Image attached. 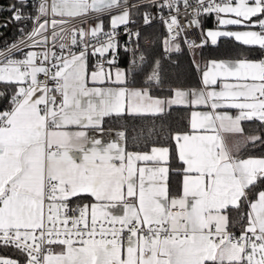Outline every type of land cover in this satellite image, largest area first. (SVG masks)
Here are the masks:
<instances>
[{
    "label": "snow or ice",
    "instance_id": "1",
    "mask_svg": "<svg viewBox=\"0 0 264 264\" xmlns=\"http://www.w3.org/2000/svg\"><path fill=\"white\" fill-rule=\"evenodd\" d=\"M145 6L166 29L165 55L220 37L264 51V0H16L11 21L32 27L0 50V84L13 90L10 107L0 110V247L24 259L0 257V264H264V157L241 158L240 145L226 141L227 134L264 145V60L211 61L203 89L156 97L161 62L149 66L141 54L132 65L147 69L145 87L129 88L128 71H113L115 55L107 54L119 48L117 29L134 23L132 10ZM212 14L222 30H201L199 44L184 35ZM155 18L145 12L144 24ZM89 54L102 58L92 71ZM106 83L115 87L95 86ZM173 106L208 109L192 111L188 130L171 133L174 149L130 152L124 131L106 145L87 131L103 132L106 117L162 116ZM244 121L262 131L245 135ZM173 158L182 173L175 195ZM233 212L239 234L231 230Z\"/></svg>",
    "mask_w": 264,
    "mask_h": 264
},
{
    "label": "trees",
    "instance_id": "2",
    "mask_svg": "<svg viewBox=\"0 0 264 264\" xmlns=\"http://www.w3.org/2000/svg\"><path fill=\"white\" fill-rule=\"evenodd\" d=\"M0 3L13 5L16 0H0ZM147 5V3H145ZM150 6H145L140 9L132 10V18L136 24H141L145 12H148ZM25 13H31L32 9H24ZM10 18L12 13H6ZM209 26L215 24L213 16H201L199 18L200 25L203 20ZM6 21L0 29V43L13 40L18 37L19 27L24 25L25 20L21 22ZM29 22H26L28 24ZM155 27V26H154ZM157 30V27L153 28ZM142 31V30H141ZM161 36L166 35L163 27L160 28ZM154 34L150 37L153 38ZM139 49L119 53L116 58V64L128 68L132 64L133 59L137 58ZM158 59L161 62V79L162 85L160 87L153 86L151 93L157 96H168L171 90L175 88H196L201 85V74L204 68V62L209 59L217 58H246L254 59L260 58L263 51L258 47L245 46L233 38L223 37L220 38L216 45L206 44L204 47H198L193 51L189 50L182 44V50L179 53L173 52L170 56L165 55L162 47L158 51ZM196 56H194V55ZM195 57L196 64H199L200 70L194 67L193 59ZM145 86V83H138ZM12 88L4 84H0V110L10 107L9 100L12 95ZM191 106H173L169 112L162 116H141V115H128L122 117H106L103 127L111 129H121L126 134V150L127 151H148L152 146H170L174 149V142L171 140V133L177 131H187L189 126V115ZM150 130H153L150 133ZM262 131V130H261ZM245 155H264V145L258 144L246 150ZM171 171L169 175V185L172 194L179 193L180 191V178L181 172L175 171L180 167L179 162L173 158L170 161ZM84 201V200H83ZM233 227L232 231L235 233L240 232V225L237 222L238 217L233 212ZM0 255H8L23 261L21 256L15 249L10 247H0Z\"/></svg>",
    "mask_w": 264,
    "mask_h": 264
},
{
    "label": "crops",
    "instance_id": "3",
    "mask_svg": "<svg viewBox=\"0 0 264 264\" xmlns=\"http://www.w3.org/2000/svg\"><path fill=\"white\" fill-rule=\"evenodd\" d=\"M208 17L209 15H204L203 17ZM211 16V15H210ZM213 18H214V22L215 24L213 26H209L207 25L205 21V19L203 18V28H210L209 30H222L220 29V26L218 25V22L216 20V17H215V14H212ZM104 18L108 21V23H106V20H103L104 21V26H105V30H108L109 29V25H110V22H109V16H104ZM162 27V26H161ZM161 27H157V30L156 29H153L155 28L154 26H147L145 28L142 29V31H140V36H139V39L137 41V43L135 44V46L130 50L132 51L133 49H139V53L137 55V60H138V57L141 55V54H144L146 55V53H148V59H149V63L151 64L152 62V59L153 58H156V55L155 53H152L150 51L151 49V46H152V43L153 44H156L158 45V51L160 50V48L162 47V39L164 36H161V31H160V28ZM202 27V26H201ZM226 30H231V31H241V30H244V29H241V28H237L235 26H228V28ZM153 38H151L150 36L153 35ZM220 38H223V37H220ZM219 38V39H220ZM228 38V37H227ZM218 39V41H219ZM234 39V38H233ZM235 40V39H234ZM146 41V42H145ZM147 41H149L150 45L151 46H148L146 43ZM217 41V42H218ZM207 44H211V41L209 40ZM188 48V47H187ZM198 48V47H197ZM195 48V49H197ZM163 49V47H162ZM194 50L193 53H194ZM157 51V52H158ZM159 54V53H158ZM194 55V54H193ZM159 56V55H158ZM157 56V58H158ZM195 56V55H194ZM196 57V56H195ZM194 57V59H195ZM95 59L94 56H92L91 54H89V57H88V66H89V71H92L94 70V66L92 64L93 60ZM240 60H249V61H253V62H259L260 61V58H254V59H246V58H237V59H230V58H217V59H209L208 61L204 62V68L202 70V73L203 71L206 69L207 66H210V62L211 61H217V62H225V63H233V62H237V61H240ZM149 64V66H151ZM131 67V64L129 65ZM128 66V68H125V67H122V66H119L115 63V65H112V69L113 71H115V69L119 68L121 70H126L129 72V69L130 67ZM106 68H108L109 66L106 64L105 65ZM147 69H145V73H146ZM141 78L138 79V81L135 80H130V77H129V74H128V79H127V86L129 88H142V87H145V86H142V85H139L138 83H145V76L144 74L140 76ZM230 83H235V81H229ZM94 85H92V83L90 82L89 83V87H92ZM95 86H98V87H115V85H112V84H103V85H95ZM203 84H202V74H201V85L199 87H196V88H175V89H182V90H186V91H192V90H201L203 89ZM217 88V90H219V83L215 86ZM151 95L153 96H156V97H168V96H171L172 95V92L170 95L168 96H157V95H154L152 93H150ZM207 111L208 109H205L203 108L202 106L200 107H196V108H193L191 107V111H190V115H189V121H190V118H191V113L192 111ZM231 112V114L235 115L236 114V110L235 109H231V110H228ZM242 126L244 127V130H245V135H252V134H256L258 133L259 131H261L260 129H258L257 127V122H248V121H244L242 122ZM73 130H77V129H73ZM88 134L90 137H95V138H99L102 140V143L103 144H108V143H111V142H114V141H118L119 140V137H118V133L120 131H123L121 129H111V128H104L103 127V132H99L98 130L96 129H88ZM226 141L227 143L230 145V146H235L237 144L240 145V148H239V152H238V155L241 157V158H248V157H264V155H245V151L252 147L253 145L252 144H247L245 145L244 143V138L243 137H240V136H233V135H227L226 134ZM151 149V148H150ZM150 149L148 151H130V152H135V153H145V152H150ZM138 166H144V162H138ZM175 171H177V168L174 169ZM170 171H171V166H170ZM181 184H182V173H181V178H180V188H181ZM178 194V193H176ZM175 195V194H173ZM84 202L85 203H90L91 202V198L89 197H85L84 198ZM113 213L114 214H122L123 213V210L121 208H116V209H112ZM1 256H4V255H1Z\"/></svg>",
    "mask_w": 264,
    "mask_h": 264
},
{
    "label": "built area",
    "instance_id": "4",
    "mask_svg": "<svg viewBox=\"0 0 264 264\" xmlns=\"http://www.w3.org/2000/svg\"><path fill=\"white\" fill-rule=\"evenodd\" d=\"M32 0H29V3H31ZM136 0H129V3H135ZM145 3H147V0H145ZM34 12V9H32V12ZM148 13L153 15V16H156V18L152 21V23H150L149 25H145L144 24V18H143V21L141 24H136L135 20L132 18L131 16V20L134 21V23H130L128 26H127V30H125V26H120L118 29H117V32H118V35H117V40L119 42V48L118 50L113 54V53H109L107 54L109 58L112 57V55H115V58L118 57L119 53L121 52H126V51H129L131 50L135 44L137 43L138 40H136L135 38H132L131 40L129 39V35H128V32H139L147 27V26H155V27H164L163 23L160 21L159 19V13L157 12L156 9L152 8L151 6L149 7V10H148ZM29 13H25V15H27ZM165 14H166V10H165ZM104 16H108V15H104ZM103 16V17H104ZM200 18V17H199ZM95 18L93 17L92 20H94ZM191 19V17L189 16L188 13L186 12H182L181 13V23H187L189 20ZM91 20V21H92ZM9 23L11 22V18L9 17L8 20H7ZM26 22H29L28 24H26ZM8 23V24H9ZM32 27V23L30 20H25V23L24 25L20 26L19 27V30H18V37L13 39V40H10V41H6V42H3V43H0V50H3L5 48H7L8 46H10L13 42H16L19 37L21 36V31L20 29L23 28L24 31H30ZM166 31V29H165ZM189 40H194L196 41L197 44L200 43L201 39H202V34L200 32V28H190L186 31V33L184 34ZM148 43V41H147ZM125 46H127V49L128 50H125ZM186 46V45H185ZM49 47H51V44H49ZM187 47V46H186ZM55 51L59 52V48L57 47L56 49H54ZM89 53H91V49H89ZM19 53H17V56L19 57ZM102 58L100 57H95V59L93 60L92 64L93 66H95V64L97 63V60H100ZM261 60H264V51H263V55L262 57H260V61ZM106 65V64H105ZM84 202V201H83ZM234 232V231H233ZM235 233V232H234ZM236 234H239V233H236ZM0 257L2 258H13V259H17L13 256H8V255H4V256H1Z\"/></svg>",
    "mask_w": 264,
    "mask_h": 264
},
{
    "label": "rangeland",
    "instance_id": "5",
    "mask_svg": "<svg viewBox=\"0 0 264 264\" xmlns=\"http://www.w3.org/2000/svg\"><path fill=\"white\" fill-rule=\"evenodd\" d=\"M9 8H10V6L9 5H6V4H3V3H0V29L6 24V21L8 20V18H9V16L8 15H6V13L9 11ZM102 19L103 20H106L104 17H102ZM96 22V20L94 19V20H92L91 21V23H95ZM109 22H110V18H109ZM106 23H108V21L106 20ZM210 28H203V26L202 27H200V32H201V34H202V31L201 30H203L204 32H206V31H208ZM146 42V41H145ZM148 46H151L150 45V43H149V41H148V43H146ZM150 51L152 52V53H155V54H157L156 55V58H153L152 59V61H154V60H156V59H158L157 58V56H158V45H156V44H153L152 43V46H151V49H150ZM146 57H148L149 55H148V53H146V55H145ZM149 60V59H148ZM150 64V63H149ZM151 65V64H150ZM130 67V66H129ZM129 77H130V80H135L136 79V81H138V79H140L141 77V75H143L144 74V76H145V71L144 72H141L140 70H139V68H134L133 67V65L131 64V67H130V69H129Z\"/></svg>",
    "mask_w": 264,
    "mask_h": 264
}]
</instances>
